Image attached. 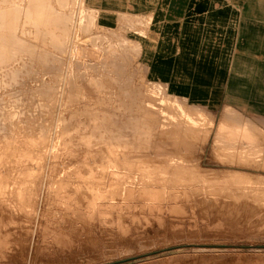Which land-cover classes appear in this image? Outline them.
<instances>
[{"label":"rangeland","instance_id":"obj_1","mask_svg":"<svg viewBox=\"0 0 264 264\" xmlns=\"http://www.w3.org/2000/svg\"><path fill=\"white\" fill-rule=\"evenodd\" d=\"M0 34V264H264V85L229 87L264 0H0Z\"/></svg>","mask_w":264,"mask_h":264},{"label":"crops","instance_id":"obj_2","mask_svg":"<svg viewBox=\"0 0 264 264\" xmlns=\"http://www.w3.org/2000/svg\"><path fill=\"white\" fill-rule=\"evenodd\" d=\"M162 39H166V42H163L162 45H165V49L161 54H163V58H159L161 60H159V66L160 67H164V62H168V60H166L170 54H173L174 50L173 47L174 46H179V40L177 43L174 42V38L171 37V35H167V33H161ZM172 39V40H171ZM257 46H260L261 48L264 46L263 42H259L257 43ZM155 45L152 40L151 37L146 38V41H144V48L146 49L145 54L146 55H157L158 54V48H155ZM158 45V44H157ZM181 46H182V41H181ZM163 48V46H162ZM261 50V49H260ZM176 53L179 54V52L176 51ZM238 52L235 53V58L234 61H232V64L229 67L230 70V75H229V87L230 90L233 87H239L241 84L238 82V76L237 75H232L233 72H236L237 70H242V67L237 66L238 63L242 64L243 62L245 63L244 66V70L246 71L245 73V93L248 94L250 96V99L248 101H258V97L261 96V94L263 93L262 90V86L264 85V60L263 54L257 53V54H251L250 58L248 56H246L247 54H237ZM252 64V66H251ZM256 64V65H254ZM260 64V65H257ZM249 71H254L253 74L249 75L248 72ZM250 86V87H249Z\"/></svg>","mask_w":264,"mask_h":264},{"label":"bare ground","instance_id":"obj_3","mask_svg":"<svg viewBox=\"0 0 264 264\" xmlns=\"http://www.w3.org/2000/svg\"><path fill=\"white\" fill-rule=\"evenodd\" d=\"M0 35H1V34H0ZM11 37H12V35H11ZM16 38H17V37H16ZM1 39L3 40V37H2ZM4 40H6V39H4ZM4 40H3V41H4ZM18 40H20V39H18ZM7 41H8V40H7ZM5 42H6V41H5ZM5 42H3V43H5ZM1 45H2V44H1ZM3 46H4V45H3ZM2 51H3V50H2ZM36 53H37V52H36ZM37 56H39V55H37ZM39 58H40V57H39ZM20 59H21V58H20ZM38 64H39V63H38ZM40 64H41V63H40ZM5 67H6V66H5ZM5 69H6V68H5ZM0 70H1V69H0ZM12 70H13V69H12ZM1 72H4V71L1 70ZM46 72H47V71H46ZM44 73H45V72H44ZM11 74H12V73H11ZM0 75H1V74H0ZM4 75H5V74H4ZM10 76H11V75H10ZM49 76H50V75H49ZM0 77H1V76H0ZM3 77H4V76H3ZM6 77H7V76H6ZM38 79H39V78H38ZM44 79H45V77H44ZM44 79H43V80H44ZM47 80H48V79H47ZM3 137H4V136H3ZM12 138H13V137H12ZM2 141H3V140H2ZM14 142H15V141H14ZM4 143H5V140H4ZM17 143H18V142H17ZM5 144H6V143H5ZM35 145H36V144H35ZM2 146H3V144H2ZM0 147H1V146H0ZM7 147H8V146H7ZM10 147H11V146H10ZM16 147H17V146H16ZM16 147H15V148H16ZM17 148H18V147H17ZM21 148H22V147H21ZM24 149H25V148H24ZM24 149H23V151H25ZM26 149H27V148H26ZM104 149H105V148H104ZM2 150H3V149H2ZM11 150H12V149H11ZM11 150H10V151H11ZM16 150H17V149H16ZM19 150H20V149H19ZM27 150H28V149H27ZM14 151H15V150H14ZM100 151H101V150H100ZM106 151H107V150H106ZM116 151H117V150H116ZM31 152H32V151H31ZM89 152H90V151H89ZM98 152H99V151H98ZM15 153H16V151H15ZM86 153H87V152H86ZM107 153H108V152H107ZM1 154H2V152H1ZM4 154H5V152H4ZM18 154H19V152H18ZM32 154H33V153H32ZM38 154H39V153H38ZM87 154H88V153H87ZM20 155H21V154H20ZM103 155H104V154H103ZM10 156H11V155H10ZM78 156H79V155H78ZM84 156H85V155H84ZM113 156H114V155H113ZM76 157H77V156H76ZM110 157H111V156H110ZM11 158H13V157L11 156ZM11 158H10V159H11ZM117 158H118V157H117ZM16 159H17V158H16ZM78 159H79V158H78ZM95 159H96V158H95ZM119 159H121V156H120ZM103 160H104V159H103ZM6 161H7V160H6ZM8 161H9V160H8ZM11 161H12V160H11ZM72 161H74V160L72 159ZM76 161H77V160H76ZM76 161H75V162H76ZM80 161H81V160H80ZM99 161H100V160H99ZM120 161H122V160H120ZM4 162H5V161H4ZM16 162H17V161H16ZM112 162H114V161H112ZM5 163H7V162H5ZM10 163H11V162H10ZM93 163H94V162H93ZM108 163H109V162H108ZM116 163H117V162H116ZM11 164H12V163H11ZM59 164H60V163H59ZM70 164H71V163H70ZM89 164H90V163H89ZM98 164H99V163H98ZM117 164H118V163H117ZM170 164H172V163L170 162ZM2 165H3V164H2ZM8 165H9V164H8ZM36 166H37V165H36ZM96 166H97V165H96ZM18 167H19V166H18ZM24 167H25V166H24ZM30 167H31V166H30ZM67 167H68V166H67ZM80 167H81V166H80ZM84 167H85V166H84ZM102 167H103V166H102ZM175 167H176V165H175ZM175 167H174V170L176 169ZM3 168H4V167H3ZM11 168H12V167H11ZM19 168H20V167H19ZM55 168H56V167H55ZM122 168H123V167H121V169H122ZM0 169H1V167H0ZM24 169H25V168H24ZM24 169H23V170H24ZM58 169H60V168H58ZM89 169H90V168H89ZM126 169H127V168H126ZM5 170L8 171L7 168H6ZM23 170H21V171H23ZM56 170H57V169H56ZM56 170H55V173H56ZM92 170H93V169H92ZM119 170H120V169H119ZM17 171H18V170H17ZM24 171H25V170H24ZM30 171H31V170H30ZM34 171H35V170H34ZM36 171H37V169H36ZM47 171H48V168H47ZM47 171H46V173H47ZM65 171H66V170H65ZM104 171H105V170H104ZM121 171H122V170H121ZM53 172H54V170H53ZM60 172H61V171H60ZM172 172H175V171H172ZM9 173H10V172H9ZM9 173H8V174H9ZM25 173H26V172H25ZM46 173H45V174H46ZM57 174H58V172H57ZM88 174H89V173H88ZM3 175H4V174H3ZM20 175H21V174H20ZM69 175H70V174H69ZM7 176H8V175H6V177H7ZM81 176H82V175H81ZM112 176H113V174H112ZM2 177H3V176H2ZM8 177H9V176H8ZM124 177H125V176H124ZM129 178H131V177H129ZM8 179H9V178H8ZM42 179H43V178H42ZM121 179H122V178H121ZM125 179H127V178H125ZM60 180H61V179H60ZM130 180H131V179H130ZM39 181H40V180H39ZM141 181H142V180H141ZM1 182H2V181H1ZM112 182H113V181H112ZM118 182H119V181H117L116 184H117ZM48 183H49V182H48ZM44 184H45V181H44ZM53 184H54V183H53ZM91 184H92V182H91ZM95 184H96V183H95ZM99 184H103V179H102V181H101ZM56 185H57V184H56ZM59 185H60V184H59ZM109 185H110V184H109ZM43 186H44V185H43ZM47 186H48V185H47ZM102 186H103V185H102ZM146 186H147V185H146ZM60 187H61V186H60ZM91 187H92V186H91ZM38 189H39V188H38ZM117 189L120 190V188H117ZM122 190H123V188H122ZM114 191H115V190H114ZM128 191L130 192V189H129ZM131 191H132V193H133V190H131ZM118 193H119V192H118ZM121 194H122V193H121ZM0 199H1V198H0ZM2 203H3V202H2ZM0 204H1V203H0ZM0 207H1V206H0ZM4 208H5V206H4ZM7 209H8V208H7ZM1 210H2V209H1ZM9 211H10V210H9ZM41 212H42V211H41ZM4 213H5V212H4ZM4 213H3V214H4ZM6 213H7V212H6ZM42 213H43V212H42ZM40 214H41V213H40ZM5 215H6V214H5ZM1 216H2V215H1ZM12 218H14V217H12ZM1 219H2V218H1ZM13 220H14V219H13ZM3 221H4V220H3ZM10 221H11V220H10ZM1 223H2V221H1Z\"/></svg>","mask_w":264,"mask_h":264}]
</instances>
